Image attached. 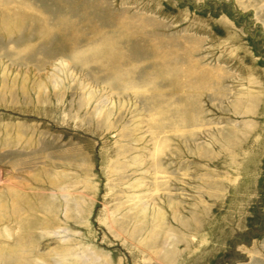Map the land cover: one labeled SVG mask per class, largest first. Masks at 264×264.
<instances>
[{
  "label": "rangeland",
  "instance_id": "rangeland-1",
  "mask_svg": "<svg viewBox=\"0 0 264 264\" xmlns=\"http://www.w3.org/2000/svg\"><path fill=\"white\" fill-rule=\"evenodd\" d=\"M0 264H264V0H0Z\"/></svg>",
  "mask_w": 264,
  "mask_h": 264
},
{
  "label": "bare ground",
  "instance_id": "bare-ground-1",
  "mask_svg": "<svg viewBox=\"0 0 264 264\" xmlns=\"http://www.w3.org/2000/svg\"><path fill=\"white\" fill-rule=\"evenodd\" d=\"M25 199V198H24ZM29 199V198H28ZM29 226H30V224H29ZM9 230V229H8ZM16 233H18V231L16 232ZM18 242H21V244H22V241H20V239L18 240ZM20 244V243H19ZM20 244V245H21ZM26 244V243H25Z\"/></svg>",
  "mask_w": 264,
  "mask_h": 264
}]
</instances>
